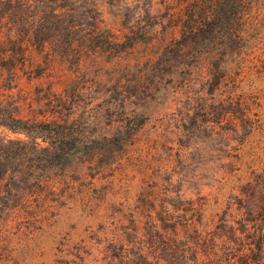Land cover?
Listing matches in <instances>:
<instances>
[{"label": "rangeland", "instance_id": "374dc122", "mask_svg": "<svg viewBox=\"0 0 264 264\" xmlns=\"http://www.w3.org/2000/svg\"><path fill=\"white\" fill-rule=\"evenodd\" d=\"M54 2L0 16V110L67 116L85 144L64 164L4 172L0 264H151L152 216L205 228L264 179V76L216 85L207 50L232 54L214 43L157 61L179 35V1L77 0L67 15ZM46 20L80 32L55 26L44 41L20 26Z\"/></svg>", "mask_w": 264, "mask_h": 264}, {"label": "trees", "instance_id": "16d2710c", "mask_svg": "<svg viewBox=\"0 0 264 264\" xmlns=\"http://www.w3.org/2000/svg\"><path fill=\"white\" fill-rule=\"evenodd\" d=\"M52 1L55 2L49 10L55 15H67L70 9H75L77 2ZM175 1L183 4L179 35L166 44L157 61L164 56L172 59L178 54L193 57L205 42L214 43L218 44L214 48L221 53L232 54L231 59L210 60L214 49L207 50L208 71L216 85L229 82L231 89H235L241 81L257 72L264 76V53H258L264 52L261 49L264 44V0ZM38 2L42 0H0V16L27 9L36 15L35 11L41 6ZM79 24L55 26L58 32L69 34L80 32ZM20 26L44 41L50 40L43 35L46 29L55 27L47 20ZM133 27L129 25L130 31ZM168 58L163 59L167 61ZM0 113L5 114L0 116L1 126L26 136L21 139L0 134V183L7 169L28 167L32 171L64 164L85 144L80 135L73 133V120L67 116L29 120L11 112L0 110ZM240 193L234 205L224 211L221 221L211 226L205 224V228L199 227L201 217L152 216L149 230L151 264H264V179L247 180Z\"/></svg>", "mask_w": 264, "mask_h": 264}]
</instances>
